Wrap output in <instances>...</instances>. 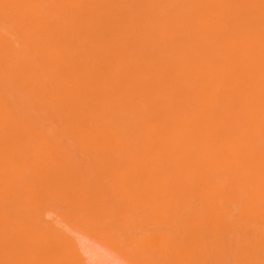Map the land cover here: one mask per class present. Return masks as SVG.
Returning <instances> with one entry per match:
<instances>
[{"label":"bare ground","instance_id":"6f19581e","mask_svg":"<svg viewBox=\"0 0 264 264\" xmlns=\"http://www.w3.org/2000/svg\"><path fill=\"white\" fill-rule=\"evenodd\" d=\"M71 219L264 264V0H0V264H89Z\"/></svg>","mask_w":264,"mask_h":264},{"label":"rangeland","instance_id":"374dc122","mask_svg":"<svg viewBox=\"0 0 264 264\" xmlns=\"http://www.w3.org/2000/svg\"><path fill=\"white\" fill-rule=\"evenodd\" d=\"M27 167L31 170L37 168H40L41 170L44 169L42 165H27ZM81 168H84L86 170L111 169L115 172L132 171L131 167L126 165H85ZM52 169H57V167H52ZM62 170H73V166H63ZM118 187L119 186H117L116 188ZM138 207H140V209L142 210H140ZM141 207L143 206H130V217L139 227V230L150 233L153 226L152 215L148 210H145L144 207ZM49 208L60 211L66 210L67 207L61 203L52 202L49 205ZM70 225L76 227L75 232H80L78 233V236L82 241V245L85 251L87 252H85V255L89 258V264H153L152 257H148L147 255L144 257L143 255V253H149L148 246L143 249V247L138 248L135 245V249L134 245V247L129 245L124 246L125 244L122 243L125 241L123 240H120L121 243L118 242V240L116 239L117 236L123 234L122 226L120 223L109 225L105 222L102 225L80 226L77 225L73 221V219H71L68 226Z\"/></svg>","mask_w":264,"mask_h":264}]
</instances>
